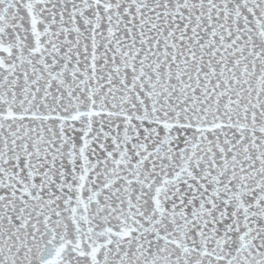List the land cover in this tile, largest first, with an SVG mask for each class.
<instances>
[{"label":"snow or ice","instance_id":"snow-or-ice-1","mask_svg":"<svg viewBox=\"0 0 264 264\" xmlns=\"http://www.w3.org/2000/svg\"><path fill=\"white\" fill-rule=\"evenodd\" d=\"M0 264H264V0H0Z\"/></svg>","mask_w":264,"mask_h":264}]
</instances>
